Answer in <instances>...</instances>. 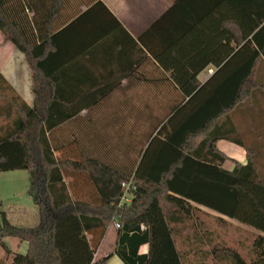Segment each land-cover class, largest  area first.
I'll return each mask as SVG.
<instances>
[{"label": "trees", "instance_id": "16d2710c", "mask_svg": "<svg viewBox=\"0 0 264 264\" xmlns=\"http://www.w3.org/2000/svg\"><path fill=\"white\" fill-rule=\"evenodd\" d=\"M32 1L0 0V31L6 43L25 55L35 94L34 104L28 106L10 86H3L7 82L0 74V99L9 102L0 110L4 117L0 173L28 172L29 196L41 218L38 227H19L0 210V248L12 257V264H108L112 256L122 264H185L176 245V229L201 207L260 233L253 243V257L248 261L229 250L230 264H264V183L258 170L252 160L244 166L236 162L232 171L223 168L229 158L218 150L217 142L241 141L216 136V120L194 115L195 103L204 96L225 104L218 115L245 101H264V72H252L258 58H248L244 72L225 71L227 63L204 85L198 72L182 77L173 73V84L179 88L168 90L166 108L117 106L120 113L138 117L135 145L127 136L130 122L121 119L94 125L90 137L80 132L84 123L79 115L85 109L88 113L99 109L92 104L104 90L92 92L95 97L88 104L81 98L90 93L64 85L68 79L64 36L85 17L117 20L102 1L84 0L92 6L60 28L57 18L67 0H34L36 12L29 20L22 10L33 11ZM262 34L264 26L253 40L264 51V42H259ZM106 123L115 131L114 138L108 136ZM108 142L114 148L106 149ZM130 183L131 201L119 208L124 185ZM114 223L120 226L114 251L96 260ZM8 237L27 242V253H12L5 243ZM143 245H148L146 254L140 253Z\"/></svg>", "mask_w": 264, "mask_h": 264}, {"label": "crops", "instance_id": "0c3cea01", "mask_svg": "<svg viewBox=\"0 0 264 264\" xmlns=\"http://www.w3.org/2000/svg\"><path fill=\"white\" fill-rule=\"evenodd\" d=\"M19 1L23 0H17ZM100 1L117 21L103 15L85 17L64 36L65 52L68 55V79L64 85L90 93L91 95L81 98V103L88 104L95 97L92 92L104 90L92 104L100 108L92 113L85 109L79 115L84 123L79 127L83 134L91 137L95 132L94 125L97 128L100 122L121 119L130 122L127 136L129 144L132 141L134 144L137 136L135 122L138 117L133 113H120L117 106L127 105L129 110L142 104L156 109L168 107V90L179 88V85L173 84V73L182 77L198 72V80L204 85L227 63L225 71L229 73L246 71L248 58L251 57L258 58L252 72H264V51L253 40L255 33L264 26V0ZM31 3L33 11L22 10V15H27L29 20L36 12L34 0ZM47 5L49 2L43 7V11H46ZM91 6L84 0H67L57 18L58 26L66 28L79 16L78 13L87 11ZM49 22L43 20V23ZM262 35L260 43L264 42V34ZM246 44L249 46L245 47ZM234 57L237 59L231 61ZM220 62L222 64L218 65ZM0 74L7 82L3 86H10L28 106L34 104L32 71L26 57L14 44L4 41L1 31ZM73 102L78 103V99ZM6 104H9L7 100L0 99V110ZM195 108H198V112L194 114L195 119L216 120V136H230L241 141L238 144L224 138L217 142L218 150L229 158L223 168L232 171L236 162L244 166L252 160L259 179L264 183L262 98L242 102L225 115H218L225 104L208 101L207 96L200 98L195 103ZM158 113L159 111H155L154 114ZM146 114H152V111ZM154 117L145 116L144 119L152 120ZM1 120L4 117H0ZM104 126L109 130L108 136L114 138L113 135L116 134L111 125L106 123ZM96 133H99L98 130ZM91 145L94 146L93 143ZM114 146L113 142L105 144L106 149ZM202 208L204 207L200 209ZM8 219L10 220L9 216ZM112 228L110 226L108 229L101 246L108 241L111 231H114ZM116 235L115 230L113 244L108 241V246L113 245L112 250L99 258L109 256L114 251ZM5 243L12 253L25 255L28 251V243L17 238L8 237ZM101 249L100 247L99 251ZM148 249V245H143L140 253L146 254ZM98 253L95 257H98ZM114 257L117 256H112L108 264ZM0 264H12V257L6 255L3 248H0Z\"/></svg>", "mask_w": 264, "mask_h": 264}, {"label": "rangeland", "instance_id": "374dc122", "mask_svg": "<svg viewBox=\"0 0 264 264\" xmlns=\"http://www.w3.org/2000/svg\"><path fill=\"white\" fill-rule=\"evenodd\" d=\"M29 187V174L25 170L0 173V210L14 225L35 228L41 218L38 206L29 196ZM112 226L114 231L108 239L111 244L118 229L116 223ZM258 234L249 226L202 208L191 220L177 227L175 241L185 264H230L229 250L248 261L253 257V243ZM108 241L98 250L96 260L112 250L113 245L108 246ZM116 263L121 264L117 257L112 258L110 264Z\"/></svg>", "mask_w": 264, "mask_h": 264}, {"label": "built area", "instance_id": "2783aa9c", "mask_svg": "<svg viewBox=\"0 0 264 264\" xmlns=\"http://www.w3.org/2000/svg\"><path fill=\"white\" fill-rule=\"evenodd\" d=\"M133 185L130 184H126L124 185V189L125 192L123 194V196L121 197L120 203H119V208H121L124 204L129 203L131 201V198L129 196V190L132 189ZM120 226L118 224H116V228H119Z\"/></svg>", "mask_w": 264, "mask_h": 264}]
</instances>
